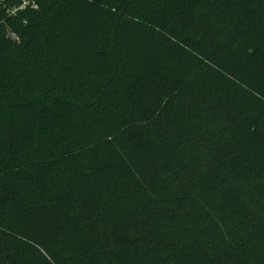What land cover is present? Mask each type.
<instances>
[{
    "label": "trees",
    "instance_id": "trees-1",
    "mask_svg": "<svg viewBox=\"0 0 264 264\" xmlns=\"http://www.w3.org/2000/svg\"><path fill=\"white\" fill-rule=\"evenodd\" d=\"M28 1H0V264H264V0Z\"/></svg>",
    "mask_w": 264,
    "mask_h": 264
},
{
    "label": "built area",
    "instance_id": "built-area-1",
    "mask_svg": "<svg viewBox=\"0 0 264 264\" xmlns=\"http://www.w3.org/2000/svg\"><path fill=\"white\" fill-rule=\"evenodd\" d=\"M28 2H29L28 0H24V5H23V6H25ZM23 6H22V7H23ZM14 12H15V11H14Z\"/></svg>",
    "mask_w": 264,
    "mask_h": 264
},
{
    "label": "rangeland",
    "instance_id": "rangeland-1",
    "mask_svg": "<svg viewBox=\"0 0 264 264\" xmlns=\"http://www.w3.org/2000/svg\"><path fill=\"white\" fill-rule=\"evenodd\" d=\"M0 1H3V0H0Z\"/></svg>",
    "mask_w": 264,
    "mask_h": 264
}]
</instances>
